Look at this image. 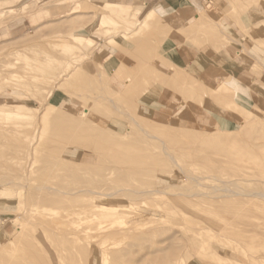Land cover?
I'll list each match as a JSON object with an SVG mask.
<instances>
[{
	"label": "rangeland",
	"instance_id": "obj_1",
	"mask_svg": "<svg viewBox=\"0 0 264 264\" xmlns=\"http://www.w3.org/2000/svg\"><path fill=\"white\" fill-rule=\"evenodd\" d=\"M165 3L172 5L167 0H143L134 4L130 0H24L15 8L0 6V264L22 259L23 263L29 264H164L170 250L181 257L179 261L176 259L177 264H207L214 257L219 262L211 264H249L251 259L253 264H264V197L252 199L231 193L236 184L240 188L264 192V167L252 165L259 160L264 162V92L262 99H251V89L236 83L241 70H253L248 71L252 74L250 77L253 81L259 77L264 87V59L247 51L240 53V44H246L243 41L246 32L235 25L237 17L249 29L254 40L252 46H256L258 54L263 56L264 0L206 1L207 13H204L213 21L222 19L234 32L224 35L223 43L213 50L218 54V60H224L226 68L238 73L235 81L228 72L217 73L221 75L220 79L210 85V90L217 87V91L211 93L219 99L204 106L217 120L214 125L186 126L183 121L178 126L180 132H187L185 128H188L197 134H216L219 129L224 130L216 142L222 141L229 152L241 150L240 154H233L238 156L239 171L235 168L218 171L216 166L226 158L225 152L210 149L197 152L168 143L164 145L166 150L175 151L184 158L177 163L169 159L159 161L156 177H135L139 189L173 187L178 194L168 197L171 199L166 210L153 201H146L114 214L110 213L111 208L105 207L102 214L88 216L86 223L78 222L71 230H67L66 224H57L53 228L36 227L44 216L49 222L59 221L62 216L61 211L40 203L46 186L56 189L75 176L84 181L79 185L91 188L98 186L100 190H109L123 184L121 188L130 189L131 180L120 183L117 176L113 183H97L115 163L107 158L106 150L102 148L97 154L92 152L93 147L99 145L97 142L51 122L58 112L63 110L67 113L66 118L77 122L88 119L94 123L105 119L111 123L107 127V139L130 145L131 154L139 157L146 150L147 155L152 140L133 135L130 129L135 122L149 130H165L171 126V120L159 123L161 126L149 121L150 117L143 113L145 100L148 105L159 92L173 89L183 102L184 96L191 104L196 102L186 94L188 87L198 88L199 83L193 77H183L179 82L168 81L162 90L153 80L145 81L147 76H153L152 62L159 59L157 54H164L167 49L163 35L167 30L162 22ZM204 13V17L202 14L200 17L205 18ZM100 14L106 19L98 27ZM186 39L194 47L214 46L212 40L201 34H188ZM117 55L121 58L126 55L131 64L125 69L124 78H113L114 71L121 66L115 59ZM129 75L132 78L126 82ZM165 78L166 75L157 79ZM117 85L129 89L128 101L113 98L120 89ZM84 109L90 110L87 116L81 112ZM152 109H149L150 113ZM226 111L231 112L228 115L233 122L219 123ZM113 121L123 130H130L121 132L128 133L127 137L116 135L119 131ZM55 126L60 127V134ZM211 138L214 140V135ZM68 152L78 157L77 165L67 157ZM204 154L208 157L204 158ZM95 155L100 162L95 163ZM10 159L15 164L19 161L21 167L4 162ZM21 169L31 173L19 179L16 172ZM185 175L189 178L183 177ZM194 176L195 186L190 178ZM214 177L224 180L223 186H227L228 192H220L222 185ZM213 186L219 188L214 194ZM189 189L196 194H206L187 198ZM157 197L167 199L163 194ZM187 203V207L184 206ZM244 215L249 220L238 219ZM107 226L113 229L126 227L130 233L98 231L99 227ZM73 228L76 236L69 233ZM80 228H87L86 238L77 232ZM248 234L257 238L252 240ZM169 239L170 243L167 242Z\"/></svg>",
	"mask_w": 264,
	"mask_h": 264
},
{
	"label": "bare ground",
	"instance_id": "obj_2",
	"mask_svg": "<svg viewBox=\"0 0 264 264\" xmlns=\"http://www.w3.org/2000/svg\"><path fill=\"white\" fill-rule=\"evenodd\" d=\"M206 13H207V11H206ZM243 14H245V9L243 10ZM201 16L204 17L203 14ZM202 17L198 18L197 20H193V21L189 22L186 25V29L184 31V35L187 36L188 34H194V35H200L201 34L204 37L206 36L207 38L212 40L213 43H214V46L212 45L213 47H210V48H212V49L214 48L215 50H217L219 48V45L223 43L222 37L224 35L234 34V32H233V30L231 28H229L226 25V23L224 21H222V19H218V21H213L212 19H210L209 14L206 15L205 18H202ZM245 19L249 22V20L247 19V16H246ZM235 21L237 22L235 25H237L238 28H243V30L245 29L244 31L246 32L245 33V37H243V41L245 40L246 44H244V42H243V44H240V47H239L240 53H245L247 51L248 53H251V54H253L255 56L257 55L258 58L264 59V55L262 56V55L258 54V51H259L258 48L256 46H252V44H253L252 41H254V40H252V36L249 35L250 34L249 29L242 24V22L240 21L239 18L236 17ZM167 33L168 32L165 31V33L163 35L165 37H167V35H168ZM256 39H261V38H256ZM230 41H232V40H230ZM166 43H167L168 48H169L168 55L170 57H172V58H175L176 56H175L174 48L171 47V44H170V42L168 40L166 41ZM226 43L227 42L225 41V45H226ZM237 43L239 44V42H237ZM133 46H134V44H133ZM257 56H256V58H257ZM217 59H219V58H217ZM137 65H138V63H137ZM169 70H170V68H169ZM197 70H198V68L194 67L192 69V73L189 72V74L188 73L180 74V73H178L176 71L175 75H166L167 78H165V80L164 79H161V80L159 79L158 80L157 78L162 77V76L157 74L155 69L152 67V71L151 72L153 73V76H147V78H145V81L147 83V82L153 80L155 82V85H157V87L162 90L163 87H165V85L168 83V81L170 83L179 82V80L183 79V77H193L194 80L197 83H199L198 84V88L192 87V86L188 87L187 88L188 90L186 91L187 92L186 94L189 95L190 98H192L196 102H198V105H205V104H208V103H211V102L214 103V101L218 100L219 97L214 96L211 92L217 91V87H216V89L210 90L203 83L198 82L197 79H196L197 74H194L195 72H193V71H197ZM237 73L238 72H233V69H232V72H228V76L232 80L235 81V74H237ZM131 78H132L131 75H129L128 80L126 82L130 81ZM218 79H220V78H218ZM218 79H216L215 81H217ZM253 82L254 83L249 87L251 89V91L249 92V93H251V99L252 98L255 99L257 97L261 98L262 94L264 92V87L261 86L263 84V82H261L259 80V77L257 78V80H255ZM117 86H118V89L119 88L120 89H119V91H117V93H115V96L113 98L116 99V100L117 99H119V100L121 99L120 101H124V102L128 101L127 99H128V96H129L128 95L129 89H124L123 86H121V85H117ZM246 89H248V88H246ZM99 95L100 94H98L97 96H99ZM240 98H242V96L239 97L238 99H240ZM154 99H155V96H153L152 100L149 101L150 105H149V103H148V105L146 104L147 100H145L143 102V106H142L144 108L143 113L145 112L144 115L147 118L150 117L149 109L152 107V105H151L152 103L151 102H153ZM184 99H185V102H186L184 110L180 114H175V115L172 116L171 126L168 127L165 130H149L148 128L146 129L140 124H136V122L134 121L133 118L131 119L133 122H135V124H133L132 128L130 129L131 132L133 133V135H142V136H144V138L146 137L147 140H152L151 143L149 144V147H147V149L149 148V150L147 152V155H146V151H147L146 150L145 153H143V155H141L139 157L137 155H135V154H131L132 150H130V145H128V144H126L124 142H118L117 140L109 141L107 139V137H106L107 136L106 135L107 127L111 123L105 121V119H101L99 122H94V123L92 121L88 120V119H84L83 121H78L77 122V121H73L71 119H68V117L66 118L65 114H67V113H64L63 110H62V112H58L57 115H55L54 118L51 120V122H53L56 125L59 124L60 126L66 128V131H68V132L69 131L70 132H78L83 137L88 138L91 141L97 142L99 145L94 146L93 149H92V152L97 154V150H99V148H102V149L106 150L105 154H107V156H108L107 158L110 159L112 161V163L113 162L115 163V165L112 168L108 169L107 173L103 176V178L98 180V182H97L98 184L99 183H105V184L113 183V180L116 178L115 176H117L119 178L118 180H119L120 183L124 182V181L129 182L131 180L132 185H131V182H130V184H129V186H130L129 188L130 189L121 188L120 186H122L123 184H120L117 187H114V189L100 190V188L98 186H95V187L91 188L90 186L79 185V184L84 183V181L79 179L78 177L74 176V178L70 182L68 181V183L59 185L58 187H56V189H53V188L47 187V186L46 187L44 186L45 188H43L42 186H40L45 191V193H43V195H41V199L39 198L40 199V203H45V204L48 205V207L61 211V213H62L61 215L62 216H60L59 221L55 220L54 222L53 221L49 222L47 217L44 216V217H42V219H40L38 221V223L36 224V227L37 228H41V229L42 228H53L57 224H66V225H68L67 230H71L72 227L75 226L76 223H78V222L79 223H81V222L86 223V221L88 219L87 218L88 216H95L96 217L97 214H102V210L105 209V207L111 208V209H109L110 213L114 214L118 210H124L125 208L127 209V207L128 208L132 207L135 204L139 205V204L145 203L146 201H148V202L149 201H153L154 203H156L157 206L163 207L164 208L163 210H166L165 207H166V205L169 204V201L171 199V198H169V200H168V197L170 195H172V194L177 193L173 189V187L171 185H168V186L162 187V188L161 187H154V188H152L150 190L139 189L138 188V181L135 179V177L138 176V175H143L145 177H147V176L156 177L155 176V170L158 169V168H156V165L159 163V161H161L162 159H166V160L169 159V160L177 163L179 159L184 158L182 155L175 154V151L174 152H170V151L166 150L164 145H167L168 143H171V144L173 143L174 145L178 146L180 149L188 148V149L196 150L197 152H202L204 149H210L212 151L217 150L218 152H225L224 156H226V158L222 159V161L219 162L218 166H216V167L219 168L218 171L222 172L224 169H232V168H235L236 172L239 171V166H238L239 160L237 159L238 156H235V155L236 154H240L241 150L239 149V150H235L234 152H229L227 147H226V145L222 141H221L222 143L221 142H216L218 139H220V136L224 132V130H222V129L220 130L219 129L216 134L215 133H211V132H203V134H197L196 131H193L194 129L190 130L188 128H185V130H188L187 132L186 131L185 132H183V131L180 132L179 131L178 126H179V124L183 123L182 118L184 119L185 117H187L188 111H189L188 110L189 109V105H191V102L187 101L186 96H184ZM228 104H226V105H228ZM81 112H82V114L87 116L88 113L90 112V110L84 109ZM121 112H122V110H121ZM172 112H170V113L172 114ZM146 117H144L145 120H147ZM138 118L142 119V117L141 118L138 117ZM149 121H151L156 126H161L159 123L153 122L150 118H149ZM113 122H114V125H115L116 129H118V131H119V133L118 134L116 133V135H118V136H120L122 138L127 137L128 133H121L122 131L126 132L127 128H124V130H123L117 124V122H115V121H113ZM85 124L88 125V128L85 127ZM91 124H93L94 127L93 126L91 127L90 126ZM215 128H216V126H215ZM55 130L56 131L60 130V127H58V126L56 127L55 126ZM127 130L130 131L129 129H127ZM131 132H129V134ZM59 134H60V132H59ZM212 135H214V138H215L214 140H212V138H211ZM147 143H149V142H147ZM158 145H160V147H158ZM161 147H162V149H161ZM156 149L158 150V153L155 152ZM233 154H235V155H233ZM207 155L208 154H204V156H205L204 158L208 157ZM25 156H27V155H25ZM25 156H23L22 159ZM67 157L69 159L74 160L76 165L78 164V157L77 156L74 157V156L70 155V153L68 152L67 153ZM22 159H20V160H22ZM93 159H95V163L100 162V159H98L97 155H95ZM252 160H250V161H252ZM254 160H256V159H254ZM4 162L8 163L9 166H13V164H14V165H17V167H21V163L19 161H17L16 164L13 162L12 159L6 160ZM252 163H253L252 164L253 166H256V167L263 166L264 167V162L263 161L259 160V162H252ZM241 168L242 167H240V170H241ZM16 171H18V170H16ZM34 172L35 171H33L32 174ZM16 173L19 175L18 176L19 179H23V178L28 177L29 173H31V172L28 171V170H25V169H21V170H19V172H16ZM182 175H184V174H182ZM188 176H190V175L188 174ZM188 176L185 175L183 177H188ZM178 178H180V177H178ZM190 178L194 182L193 186H195L196 185L195 176L194 177H190ZM214 179H216V181H218L222 185V189H220V192H228V190L226 189L227 186L226 187L223 186L224 180H222L221 177H217V178L214 177ZM231 181H230V183H231ZM259 181H261V180H259ZM9 182H12V181H9ZM114 182H115V180H114ZM232 183H234V181ZM10 185H11V183H10ZM22 186H23V184H22ZM233 186H232V188H233ZM215 187L218 190L215 189L214 186L211 187L212 194H214L217 191H219V188L217 186H215ZM34 188H35V186H34ZM189 190L186 191L188 193L185 192L187 194V195L185 194L186 196L183 194L187 198L191 197V196L194 197V196H199V195L200 196H202V195L205 196V194H206V193H204V194L203 193L196 194L195 191H192V190L189 191ZM50 191H52V192L50 193ZM231 193L234 196L245 195L246 197H249V198H252V199H258L260 196L264 197V192H262V191L259 192V191L255 190V189H251V188L250 189L249 188H242V187L240 188L238 184H236L235 188H233V190H231ZM159 194L166 195L167 199L166 200L159 199L157 197ZM179 195H180V193H179ZM184 196H183V198H184ZM174 197H176V196H174ZM35 199H36V197H33V200H35ZM185 203H186V201H185ZM39 205H42V204H39ZM187 205H188V203L186 205H184V206L187 207ZM33 206H36V203ZM42 206H44V205H42ZM44 208H46V207H44ZM190 214H192L193 216H197V215H195V213L193 214V213L190 212ZM246 218H248V216L244 215V216H242V217H240L238 219L241 220V221L242 220L244 221ZM248 220H249V218H248ZM238 223H237V225H238ZM239 225H240V223H239ZM122 227H123V225H122ZM109 228H111L112 230H110ZM115 228L113 229L110 226L99 227L98 231H100L102 229H105L111 234H113L115 232L122 233V234H129L130 233V229L129 228H126V227H125L126 229L125 228H120V227L119 228L115 227ZM74 229L75 228H73V231H70L69 233L74 235V236H76L77 233H75L76 231H74ZM86 230H87V228H82V229L80 228V229H78L77 232L78 233H82L83 235H85L84 238H86V235H87V232H85ZM221 231H223V229H221ZM247 233H249V232H247ZM243 236H246V235L243 234ZM248 236H249V234H248ZM234 237H235V235H234ZM238 237H239V235H238ZM250 238L253 240V239L257 238V237L253 235ZM245 239H247V238L245 237ZM260 239H261V237H260ZM257 240H259V239H257ZM243 241H244V239H243ZM262 241H264V240H262ZM167 242L170 243L171 240L169 239ZM37 243H38V241H37ZM247 243H248V241H247ZM249 243H250V241H249ZM111 246H113V245H111ZM229 251H230V249H229ZM117 253L119 254V252H117ZM168 253H170V255H168V257L165 260L164 264H171L174 261H175L174 263L177 264L178 261L181 259V257L179 255H176V253H173V252L171 253V250ZM195 254H198V252L195 253ZM227 254H229V253H226V255ZM245 255H247V254H245ZM248 255H247V257H248ZM190 256L192 257V255H190ZM177 258H178V261H176ZM249 259H251V258H249ZM251 260L249 261L250 263H251ZM212 262H219V260L216 257H214ZM212 262L207 263V264H211ZM222 262H225V261L222 260ZM11 264H29V263H27L25 261L23 263V259H22L19 262H14V263H11ZM251 264H253V263H251Z\"/></svg>",
	"mask_w": 264,
	"mask_h": 264
},
{
	"label": "crops",
	"instance_id": "obj_3",
	"mask_svg": "<svg viewBox=\"0 0 264 264\" xmlns=\"http://www.w3.org/2000/svg\"><path fill=\"white\" fill-rule=\"evenodd\" d=\"M21 1L24 0H0V6H2L1 8H15ZM130 1L132 4H134L136 1L141 2L143 0ZM153 1L164 2V0ZM167 1L172 2V5L169 6L168 3L163 5L162 22L165 30L168 32L166 41L168 40L171 44V47L174 48L176 57L172 58L168 55L169 48L166 43L167 49L165 50V53L163 54L160 52V54H157L159 59L155 58V60L152 62V67L160 76L175 75L176 71L180 74H189V72L192 73V69L194 67L198 68L197 71H193L195 72L194 74H197V81L203 83L207 88L210 89V85L214 84L213 81L220 78L221 76H219L217 73L232 72V69L230 70L229 68H226L223 65L225 64L224 60H218V54H216L208 45L194 47L191 44H188L186 36L183 33L184 29H186V25L189 22L197 20L200 18L202 13L206 12L205 3L208 0ZM104 19H106V16L104 14H100L97 24L98 27L102 26L101 22ZM25 22L26 19L23 21V25ZM10 28L11 27L9 26L8 30ZM115 59L121 66H119L118 69L114 71L113 78H119V76L120 78H124L126 71L125 69L128 67L130 68L131 64L129 63V60H127L128 58L126 56H122L121 58L117 55ZM241 71L242 72H240L236 78V82L241 83L243 86L250 87L253 84V82L250 84V81L253 80L250 77L252 74H250L248 71L253 70ZM151 105L153 109L150 113V118L158 123H165L166 121L171 120L173 115L180 114L184 110L186 104L181 100L180 95L176 91L173 89H165L158 93L155 101H153ZM188 110L190 112L188 111L187 117L184 119L182 118L184 125L186 126L192 125L196 127H209L210 125L217 122V120L209 114L204 105L201 106L196 103H192ZM170 112H172V114ZM229 112L230 111H226L223 114V117L219 123L222 121L233 122L232 117L228 115Z\"/></svg>",
	"mask_w": 264,
	"mask_h": 264
}]
</instances>
